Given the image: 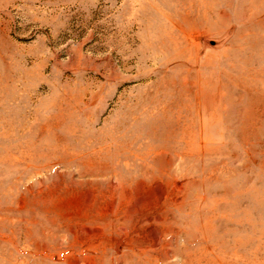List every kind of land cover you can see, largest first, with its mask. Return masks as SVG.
<instances>
[{"label": "rangeland", "instance_id": "374dc122", "mask_svg": "<svg viewBox=\"0 0 264 264\" xmlns=\"http://www.w3.org/2000/svg\"><path fill=\"white\" fill-rule=\"evenodd\" d=\"M0 264H264V0H0Z\"/></svg>", "mask_w": 264, "mask_h": 264}, {"label": "bare ground", "instance_id": "6f19581e", "mask_svg": "<svg viewBox=\"0 0 264 264\" xmlns=\"http://www.w3.org/2000/svg\"><path fill=\"white\" fill-rule=\"evenodd\" d=\"M149 147H150V145H149ZM147 150V149H146ZM144 152V151H143ZM141 153V152H140ZM158 153V152H157ZM138 157V156H137ZM139 158V157H138ZM153 159V158H152ZM156 159V158H155ZM159 161V160H158ZM173 161V160H172ZM154 162V161H153ZM138 163H139V160H138ZM167 163H171V159H168L167 160ZM137 166H139V165H137Z\"/></svg>", "mask_w": 264, "mask_h": 264}]
</instances>
